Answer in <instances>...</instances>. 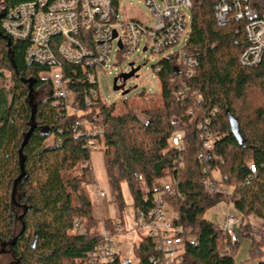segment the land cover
<instances>
[{
    "label": "trees",
    "instance_id": "trees-1",
    "mask_svg": "<svg viewBox=\"0 0 264 264\" xmlns=\"http://www.w3.org/2000/svg\"><path fill=\"white\" fill-rule=\"evenodd\" d=\"M23 1L31 0H11ZM215 1L193 0L181 47L197 61L192 74L173 51L154 66V93L142 90L113 102L97 96L86 105L94 86L78 66L65 63L79 114L67 113L62 100L53 98L42 76L46 67L26 61L27 42L0 31V252L10 254V264H83L100 240L101 225L85 188L90 138L102 143L118 206L126 182L135 219L152 206L161 184L170 182L173 222L184 232L182 264H236V244L228 242L229 252L221 253L227 236L204 218L220 199L204 189V180L214 170L231 188L235 210L264 220V64H240L246 47L242 23L217 26ZM178 90L184 99H176ZM41 92L45 96L37 97ZM95 124L100 137L90 133ZM200 124L212 135L204 160ZM175 132L182 133V150L171 144ZM104 224L111 230V220ZM78 225L86 232L79 233ZM255 244L252 238L250 251L258 256ZM132 247L133 264H157L151 259L159 256L153 238L143 236Z\"/></svg>",
    "mask_w": 264,
    "mask_h": 264
},
{
    "label": "built area",
    "instance_id": "built-area-1",
    "mask_svg": "<svg viewBox=\"0 0 264 264\" xmlns=\"http://www.w3.org/2000/svg\"><path fill=\"white\" fill-rule=\"evenodd\" d=\"M140 1L150 13L147 19L134 13L127 16L124 10L120 16L121 0H116V3L112 0H31L19 3L0 0V31L10 39L27 42L26 61L45 66L42 76L50 83L53 98L56 101L62 100L65 110L70 99L72 113H78L79 109L74 106V93L70 89L72 78L65 72V63L78 66L85 79L94 86L89 90L86 100V105H90L92 98L102 96L98 78L102 71H106L104 64L108 61L112 48L115 50V64H118L134 54L138 55L140 51L150 50L153 56H159L179 43L184 35L187 38L191 14H186L182 8L191 12L193 0ZM213 13L219 27L228 23H242L246 47L240 54V64H264V0H216ZM176 51L179 63L190 76L197 65L196 59L187 56L181 48ZM130 63L135 67L134 61ZM158 69L159 66H156V70ZM175 97L182 100L185 94L178 90L175 91ZM66 112L69 113L68 110ZM199 127L202 128L199 158L204 160L206 152L213 147L212 135L207 127L202 124ZM90 133L97 137L103 135L100 128ZM86 144L93 150L98 142L96 138H90ZM171 144L177 150H182L181 132L173 133ZM249 168L251 173L255 171L254 164H249ZM209 172L210 175L204 180V189L226 200L228 207L231 203V188L225 185L220 176L218 179L214 177L217 172L211 169ZM170 189V182H163L160 190L153 193L150 199L152 206L141 209L136 214L137 226L145 231L144 236L154 239L159 256L151 259L157 264L183 262L181 235L184 232L173 222L174 212L172 213L167 200L168 194H171ZM94 194L100 199L105 197L99 188H96ZM144 199H149L148 195ZM238 220L227 210L219 230L227 236L221 253L229 252L228 242L238 243L234 230ZM121 229V222L118 220L111 221V230L102 226L100 240L87 252L83 264H107L115 261L120 264H133L135 261L115 249L117 243L113 237ZM77 231L85 233L86 228L78 225Z\"/></svg>",
    "mask_w": 264,
    "mask_h": 264
},
{
    "label": "rangeland",
    "instance_id": "rangeland-1",
    "mask_svg": "<svg viewBox=\"0 0 264 264\" xmlns=\"http://www.w3.org/2000/svg\"><path fill=\"white\" fill-rule=\"evenodd\" d=\"M119 9H121L120 16H122L121 12L123 10L127 16L131 13L138 14L146 19L150 16L148 8H146L145 4L140 0H121V7ZM182 10L186 14H191L187 8H182ZM185 41L186 36L184 35L179 43L168 48L159 56H153L150 50L145 52L140 51L138 55L134 54L127 60H123L118 64H115V50L112 48L108 61L104 64V69L106 71H102L98 78L103 98L108 102H113L122 99L124 96L133 97L142 90L154 93L158 90L159 86L154 66L161 57L181 48ZM131 61H134V65L140 66V68L135 73L136 76H133L124 82L123 89H128L129 92L126 95H122L121 90L112 89V79L122 72H128L130 70L128 63ZM117 84L120 85L121 80H119ZM41 96L44 97L45 93L41 92L37 97ZM71 105L72 101L69 99L68 108L66 109L69 113L73 112ZM79 113L80 112H78V114ZM98 128L99 126L95 124L93 130L96 131ZM50 142L51 138L46 141V143ZM101 149L102 143H98L96 149L91 150V170L87 173L85 179L87 181L85 188L92 204V216L99 221L101 227L105 226V228H107L104 224L106 220H118L121 222V231H119V234H117L116 237H113L115 243H117L115 249L120 251L125 257H128V259L136 261L132 245L145 235V231L137 226L134 208L132 206V196L126 182L120 184L121 205L118 206L115 202V193H113L114 190L106 173V157ZM214 177L218 179L219 174L214 173ZM96 188H99L104 192V198L100 199L95 196L94 193ZM225 201L224 199H219L216 204L208 207L204 212V218L213 224L216 231H219L222 228L228 210L229 214L239 219L234 225L238 241L233 253L235 263L264 264V220L255 215H244L242 217V215L235 210L232 203L227 207ZM252 238L256 243L255 246L259 253L258 256L253 255L250 251ZM222 247H224V245ZM11 260V256L6 250H3L2 253L0 252V264H10ZM261 260L263 262H261Z\"/></svg>",
    "mask_w": 264,
    "mask_h": 264
},
{
    "label": "water",
    "instance_id": "water-1",
    "mask_svg": "<svg viewBox=\"0 0 264 264\" xmlns=\"http://www.w3.org/2000/svg\"><path fill=\"white\" fill-rule=\"evenodd\" d=\"M129 67H130V70L128 72H122L120 73L119 75L115 76L112 80V89L113 90H121V94L122 95H126L129 90L128 89H123L124 88V82L133 77V76H136L135 73L139 70L140 66H133V63H129ZM121 80V84L118 85V81ZM33 114L32 113V119H33ZM30 129L27 133V135L25 136V140L23 141L22 143V146L26 143V139H28V135L31 134V132L33 131V128H34V124L33 125H30ZM239 142L241 143L242 142V139L239 140Z\"/></svg>",
    "mask_w": 264,
    "mask_h": 264
}]
</instances>
